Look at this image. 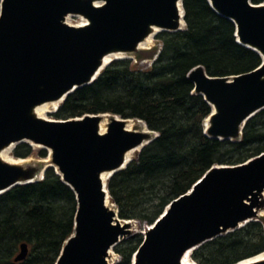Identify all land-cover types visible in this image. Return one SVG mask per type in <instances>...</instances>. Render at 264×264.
<instances>
[{
  "label": "water",
  "instance_id": "95a60500",
  "mask_svg": "<svg viewBox=\"0 0 264 264\" xmlns=\"http://www.w3.org/2000/svg\"><path fill=\"white\" fill-rule=\"evenodd\" d=\"M94 1L100 4L94 6ZM181 1L0 0V150L26 143L49 150L50 158L42 168L0 161V195L37 182L35 177L42 178L47 168L69 188L75 201L73 229L54 264H107L108 253L129 236L132 221L117 217L100 174L120 171L124 154L143 140L148 145L156 135L143 123L155 136L127 131L128 119L113 115L57 121L38 119L32 110L62 102L74 90L90 85L100 74L92 79L105 55L134 53L152 30L183 31ZM205 1L216 16L233 25L236 43L260 58L258 67L236 76L209 77L201 67L186 74L191 93L212 107L203 135L237 143L245 122L264 109V2ZM68 15L82 17L86 25H67ZM103 115L108 116L107 124L99 133ZM263 197L264 151L242 164L212 166L143 229L130 264H180L186 251L255 222ZM107 200L113 210L106 208ZM26 254V245L20 244L12 261L20 262Z\"/></svg>",
  "mask_w": 264,
  "mask_h": 264
},
{
  "label": "trees",
  "instance_id": "16d2710c",
  "mask_svg": "<svg viewBox=\"0 0 264 264\" xmlns=\"http://www.w3.org/2000/svg\"><path fill=\"white\" fill-rule=\"evenodd\" d=\"M261 2L251 0L253 5ZM181 7L184 30L155 35L160 48L148 69L113 61L90 85L67 95L53 114L57 121L113 115L140 121L156 135L105 184L117 217L146 226L212 166L242 164L264 151V109L245 122L237 143L203 135L211 109L191 93L186 74L201 67L209 77L236 76L258 67L260 58L236 43L233 25L216 16L205 0H182ZM29 155L24 143L12 151L18 159ZM74 213L72 192L51 168L39 181L0 195V264H54L72 233ZM141 241V234L120 240L112 248L119 258L115 264H130ZM20 244L27 254L14 263ZM263 252L264 228L248 222L194 249L190 259L195 264H237Z\"/></svg>",
  "mask_w": 264,
  "mask_h": 264
},
{
  "label": "bare ground",
  "instance_id": "6f19581e",
  "mask_svg": "<svg viewBox=\"0 0 264 264\" xmlns=\"http://www.w3.org/2000/svg\"><path fill=\"white\" fill-rule=\"evenodd\" d=\"M94 6H97L99 5L100 3L99 2H96L94 1L92 3ZM179 7V6H178ZM67 17H70V15H68ZM75 17V16H73ZM178 21H179V27L178 29H181L182 28V22H181V11L180 9L178 8ZM84 24V20L80 19V22L78 24H75L76 26H81ZM155 32H157L155 29L152 30V33L149 34L146 38H144L140 43L137 44L136 48H135V52L136 51H146L148 49H150V46H151V41H152V36L155 34ZM132 54L134 53H130V54H119V53H115V54H108V55H105L102 60H101V65L100 67L98 68V70L96 71L94 77L92 79H94L100 72L101 70H103V68L109 64L110 62L114 61V60H122V59H132ZM61 102V99L57 100V101H54V102H49V103H44V104H40L36 107H34V109L32 110V113L33 115L38 118V119H41V120H47L45 114L47 113H53L56 109V107L60 104ZM210 109L212 111V107L210 106ZM107 118L108 116L106 115H103L102 118H101V122L99 124V130L98 132L99 133H103L105 131V127H106V124H107ZM204 124H206V121L203 122ZM125 130L127 131H137V132H140L148 137H150L151 133L147 132L146 131V128L144 127V125L139 122V121H134V120H127L125 122ZM146 140H143L142 143L137 146L136 148L130 150V151H127L124 156H123V162H122V165L121 167L118 169V170H121L132 158L133 154L138 152L143 146H145L146 144ZM14 145H9L5 148H3L2 150H0V161L3 162V163H6V164H9V165H16V166H19V165H25L28 161L27 160H13L11 159L9 156H8V153L9 151L11 150V148L13 147ZM33 147H37V146H33ZM40 148V147H38ZM47 157H49V150H47ZM48 159H46L44 162H47ZM54 170H55V167H54ZM56 171V170H55ZM112 174V172H105V173H102L100 174V181L102 183L106 182V180L108 179V177ZM41 179L40 176H36L34 180L36 181H39ZM32 180V181H34ZM32 181H29V182H32ZM264 198V197H263ZM105 206L106 208H109V209H112L113 210V207L112 205L108 202V200L105 202ZM260 214L257 213V216H259ZM130 230L133 229L134 227V223L133 222H130ZM190 252L191 250H188L186 251L183 256L180 258V261L179 263L180 264H195L192 260L189 259V256H190ZM111 253L109 252L108 253V258H107V262H110L111 260ZM261 260H264V252L263 254H259L255 257H252L250 258L249 260H245L243 262H240L239 264H249L250 262H256V261H261Z\"/></svg>",
  "mask_w": 264,
  "mask_h": 264
},
{
  "label": "rangeland",
  "instance_id": "374dc122",
  "mask_svg": "<svg viewBox=\"0 0 264 264\" xmlns=\"http://www.w3.org/2000/svg\"><path fill=\"white\" fill-rule=\"evenodd\" d=\"M262 2H264V0H262ZM261 2V3H262ZM66 22L70 25H75V24H78L80 21L78 18L76 17H73V16H70L67 18ZM157 33H155L153 36H152V41H151V46H150V49L146 50V51H136L134 52V54H132V59H122V60H116V61H127L129 63V66L132 67V68H135V69H138V70H146L149 68V66L151 65V63L153 62L156 54L158 53L159 51V48H160V45H159V42L155 40V35ZM47 120H54L53 118V113H47L45 114ZM155 136L154 134L153 135H150V137H153ZM21 144V143H20ZM26 144V143H24ZM18 145V144H17ZM16 145H14L11 150L9 151L8 153V156L13 159V160H18V158H14L12 156V151L13 149L15 148ZM40 152H44V157H39V153ZM138 152L134 153L131 160L135 158L136 154ZM46 159L47 162H44ZM24 160V159H23ZM25 160H27L28 162L25 164L29 167H32V168H42L43 166H46L49 164L50 162V158L47 157V151L41 149V148H38V147H33L31 146L30 147V155L25 158ZM258 213L260 214L259 216H256V218L254 219L255 222H258L263 228H264V206L262 208H260V210L258 211ZM134 223V227L132 230H130L129 232V236L121 239V240H124L128 237H131L132 235H135V234H140L142 233L143 229L148 227L144 224H141V223H138V222H135V221H132ZM110 255H111V260L110 262H107V264H115L118 262V256L113 253V251H110ZM107 261V259H106Z\"/></svg>",
  "mask_w": 264,
  "mask_h": 264
},
{
  "label": "built area",
  "instance_id": "2783aa9c",
  "mask_svg": "<svg viewBox=\"0 0 264 264\" xmlns=\"http://www.w3.org/2000/svg\"><path fill=\"white\" fill-rule=\"evenodd\" d=\"M75 17L78 18L79 21H80V19L84 20L82 17H79V16H75ZM67 18H68V17L65 18V21H64V22H65L67 25H70V24H68V23L66 22ZM85 25H86V21L84 20V24L81 25V26H76V25H70V26H73V27H77V28H78V27H82V26H85Z\"/></svg>",
  "mask_w": 264,
  "mask_h": 264
}]
</instances>
